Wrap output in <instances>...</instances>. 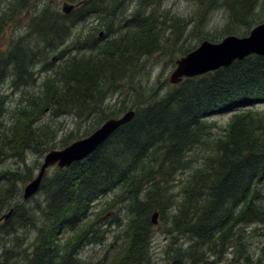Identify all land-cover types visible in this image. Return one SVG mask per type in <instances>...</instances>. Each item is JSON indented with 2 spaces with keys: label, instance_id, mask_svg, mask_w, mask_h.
<instances>
[{
  "label": "trees",
  "instance_id": "1",
  "mask_svg": "<svg viewBox=\"0 0 264 264\" xmlns=\"http://www.w3.org/2000/svg\"><path fill=\"white\" fill-rule=\"evenodd\" d=\"M199 1L209 10L222 4L228 11L229 23L213 35H245L253 25L264 21V0ZM36 2L0 0V160L20 157L24 161L30 153H40L42 158L53 147L46 145L62 131L47 118L41 121L48 113L52 118H76L75 127L62 134L59 147L87 136L108 116L129 108L135 109V115L88 157L44 177L41 190L49 204L41 208L40 223L49 225L37 230L26 262L104 264L108 254L92 262L82 259L76 247L81 243L111 245L107 243L110 239L123 248L115 264H148L154 229L151 217L158 210L170 235L189 238L193 250L186 253L192 255L189 260L195 264H213L204 261L203 255L197 260L198 251L213 252L219 260L228 247L236 260L254 264L244 231L246 226L256 224L253 231L264 239V109L256 107L264 104V55L253 54L230 66L185 78L161 98L149 97L141 103L138 99L142 91L131 88L125 79H133L128 75L137 59L176 38L175 24L169 25L172 31L166 34L164 21H152L150 15H144L147 33L121 37L110 47L87 50L82 46L83 51L76 54L78 60L70 56L36 79L34 70L40 61L37 44L50 38L49 29L55 20L51 10L40 11ZM32 8V17L21 19L26 9ZM201 9L203 19L206 13L203 6ZM120 22H134L127 5ZM19 24L16 32L13 26ZM159 32H163V39ZM97 35L88 34L82 44ZM118 82L126 93L116 110L103 114L106 108L100 107L104 93ZM164 84L168 86V82ZM8 86L19 90L12 106L2 91ZM224 112H234L226 125L207 122L206 117ZM86 122L88 126L84 127ZM39 146L42 149L37 152ZM41 162L38 159L22 166L20 162V172L10 169L0 175L6 180L0 186V196H5L0 201V214L14 207L4 229L20 222L28 225L29 217L35 215L36 207L25 208L18 202L21 193L15 184L19 179L28 182ZM179 172L181 181L176 180ZM116 186L118 192L101 207L96 221L88 215L90 203ZM121 204L125 216L108 217L113 228L101 236L93 227L99 228L109 208ZM67 227H76L68 237L69 233L63 231ZM261 253L263 257L264 245ZM169 255L175 256L174 261L180 260L181 250H170Z\"/></svg>",
  "mask_w": 264,
  "mask_h": 264
},
{
  "label": "rangeland",
  "instance_id": "2",
  "mask_svg": "<svg viewBox=\"0 0 264 264\" xmlns=\"http://www.w3.org/2000/svg\"><path fill=\"white\" fill-rule=\"evenodd\" d=\"M48 0H38L40 5H44ZM119 0H117L118 2ZM139 0H133L132 2L124 1L123 11L116 14L117 19H121L125 6H129L130 10L133 12L138 6ZM199 0H157L153 7L148 11L153 10V15L155 20L164 21L165 26L175 24L176 38L171 42H164L166 45H163L159 52L156 54L142 55L139 59L136 60L137 64L134 67L133 71L128 75L133 77V79H125L126 82H130L131 88H137L142 91L139 102L143 103L149 97H155V100L161 98L166 91L170 88L165 86L164 83L167 82L165 79L171 73V68L173 66V59L177 56H181V52L193 45H195L201 37H210L218 29H223L226 24L229 23V16L227 10L224 7H215L210 9L206 16L203 19H200V13L202 11L201 4ZM57 10L60 12L62 2L59 4L60 0L52 1ZM117 8V7H115ZM164 14H168V17L165 18ZM24 20V16L21 17ZM20 19V20H21ZM166 19V20H165ZM81 20L76 21L74 27V32L81 33L82 35H87L90 27L84 26L80 23ZM97 21L95 17H91L85 21V24L88 26L95 25ZM156 23H154L155 27ZM20 24L13 26V29L18 30ZM12 25L8 27L11 29ZM172 28L168 27L166 34L171 33ZM159 37L163 39V32H159ZM129 39V38H127ZM163 41V40H162ZM218 41V40H217ZM53 41L49 43L52 45ZM4 44V43H3ZM2 45V44H1ZM46 44L42 41H39L37 44L38 47L45 46ZM66 47L67 45H63ZM62 46V47H63ZM123 82V81H122ZM126 85H129L123 82ZM9 85L8 82L5 83ZM117 85V86H115ZM114 87L104 93L102 98V103L100 108H106L103 111V114L114 111L118 108L119 103L122 99V96L126 93L124 87L120 82L116 83ZM2 91L8 95L7 103L9 106H12L14 101L18 98V94L12 91V88L5 87L2 88ZM146 97V98H145ZM117 103V105H115ZM48 110V109H47ZM47 112V111H46ZM232 114H221L215 115L209 118V120H217L220 125H226L229 121V117ZM45 118L49 119V122L60 126L61 132L57 137L49 142L46 146L51 148H59L60 138L63 133L69 131L75 127L76 118L71 115L61 116L57 118H52V114L48 113L43 116V121ZM160 118V115H159ZM161 119V118H160ZM88 126V122L84 124V127ZM84 127L81 128L83 132ZM50 148V149H51ZM42 146H39L38 149H35L37 152H40ZM40 153H30L24 161H20V157H8L0 160V175L4 172L19 171L20 172V162L21 166L24 163L32 165L36 160L41 159ZM37 171V170H36ZM35 171V173H36ZM54 168L49 169L47 174H52ZM181 173L178 176V180H181ZM5 183V180L0 177V186ZM27 183V182H26ZM22 180H17L15 184V189L19 190L21 193V198L19 201H22L25 208H34L36 207L35 215H31L29 218H32L27 224L21 226L23 222H20V225L12 228L11 231L7 232L4 229L5 221L0 222V264H29L26 262V252H30L32 249V243L35 240L37 230L46 228L49 223L44 224L40 223L41 208H46L48 201H46V194L44 192H38L33 198L29 199L27 202L23 201V188L25 184ZM263 194H264V183ZM262 194V200L264 202V196ZM5 196H0V201L4 199ZM104 200V198H102ZM101 202H99V206ZM12 206L5 208L0 216L6 213ZM110 218H116L120 216L121 218L125 216L124 205H119L117 207L109 208L108 213ZM170 216V215H169ZM160 219V217H159ZM161 225V229L153 230L152 234V244L150 243L149 248V258L151 264H170L171 258H169L170 250H181V259L184 264H193L194 260H189L192 255H188L186 251L193 250L190 248L191 242L187 236L181 235H170L166 229L165 221ZM11 226V222L9 224ZM242 226V225H241ZM241 226L239 227L241 229ZM77 227V226H76ZM256 224L246 226L245 236L247 240V248L249 250L250 258L254 259V264H264V253L262 257L261 246L264 245L263 237L254 232ZM258 229V228H257ZM47 231V230H46ZM243 233V232H242ZM234 248V247H233ZM106 249V246H92V247H83L81 249V254L83 258L93 260L96 262L103 254ZM232 248H227L222 259H217L214 253L202 249L197 252V260H200L201 255L204 254V261L212 262L213 264H243L242 260H236L234 257ZM123 248L117 249L114 253L108 255V258L104 261V264H115L116 261L122 256ZM88 256V257H87ZM262 257V258H261ZM113 259V260H112ZM204 264V263H200Z\"/></svg>",
  "mask_w": 264,
  "mask_h": 264
},
{
  "label": "water",
  "instance_id": "3",
  "mask_svg": "<svg viewBox=\"0 0 264 264\" xmlns=\"http://www.w3.org/2000/svg\"><path fill=\"white\" fill-rule=\"evenodd\" d=\"M77 5L64 2L63 10L71 11ZM264 23L256 26L246 37H237L234 35L227 36L219 43H212L205 40L201 45L187 55L177 60V67L173 71L170 81L172 83L180 82L184 76L194 77L211 70H216L220 66H228L235 59H243L250 54L264 55ZM261 34V35H259ZM134 116V111L126 112L120 118H110L106 120L99 128H97L88 137L74 141L63 149H52L47 153L44 163L36 178L29 182L24 188V198L28 199L36 193L41 185L42 178L48 167L58 164L65 166L75 160H80L89 155L103 141H105L111 133H113L119 125L128 122ZM11 211L5 215L7 218ZM158 215L156 211L152 216V222L158 224Z\"/></svg>",
  "mask_w": 264,
  "mask_h": 264
},
{
  "label": "flooded vegetation",
  "instance_id": "4",
  "mask_svg": "<svg viewBox=\"0 0 264 264\" xmlns=\"http://www.w3.org/2000/svg\"><path fill=\"white\" fill-rule=\"evenodd\" d=\"M93 1L94 0H87V2H86V4L87 5H92L93 4ZM150 3H153L154 2V0H148Z\"/></svg>",
  "mask_w": 264,
  "mask_h": 264
}]
</instances>
